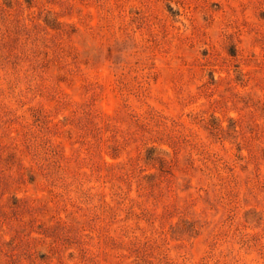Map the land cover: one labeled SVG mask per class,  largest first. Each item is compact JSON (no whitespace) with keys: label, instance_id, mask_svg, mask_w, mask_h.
<instances>
[{"label":"rangeland","instance_id":"obj_1","mask_svg":"<svg viewBox=\"0 0 264 264\" xmlns=\"http://www.w3.org/2000/svg\"><path fill=\"white\" fill-rule=\"evenodd\" d=\"M0 264H264V0H0Z\"/></svg>","mask_w":264,"mask_h":264}]
</instances>
